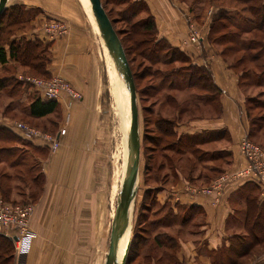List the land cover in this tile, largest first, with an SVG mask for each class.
<instances>
[{
	"label": "rangeland",
	"instance_id": "rangeland-1",
	"mask_svg": "<svg viewBox=\"0 0 264 264\" xmlns=\"http://www.w3.org/2000/svg\"><path fill=\"white\" fill-rule=\"evenodd\" d=\"M15 1L18 2V0L7 1L8 10L3 21L5 28L0 32V42L5 41L9 44L8 42L14 39L17 36L16 32L21 29L40 28L45 32L47 29L45 23L53 22V31L49 33L46 30L47 35L57 39L70 34L72 39L79 41L78 44L85 46V43L88 46L90 51L87 52V55H90L94 60L93 73L96 76L93 80L97 81L96 89H98L96 112L85 108L94 102L92 99L87 105L79 107L78 115L73 117V105L75 103L82 105L85 97L83 90L76 87L72 80L64 75L51 73L49 70L47 73L44 68L27 65L26 62L14 58H11L6 64L0 65V84L3 83L0 86V118L6 120L8 124L24 123L49 134H56L63 127L68 129L72 122L75 129L73 138L69 139V144L62 143V146H59L61 148L56 152L45 145H40L41 148L35 150L28 143L37 144L21 137L22 142L16 144L18 146H15V149L21 150V160L27 162V166H11V162L0 163V183L7 190L5 191L7 199L3 196L0 197L16 204L31 203L35 211L39 206H44L39 221L37 220L39 228L42 229V236L40 231L37 232V236L26 241L25 248L21 249L19 253H22V259L25 258V253H49L51 257L54 253L55 256L62 257L60 264H105L110 244L112 219L117 207L128 158V149L125 145L127 100L124 101L122 98L123 102L120 103L115 90L118 85L125 91L128 89L130 101L129 85L123 73L115 65L99 28L97 29L95 26L96 19L93 11L91 14L83 0H34L37 5L31 8H26L23 5L19 8L18 3L13 4ZM181 1L186 2L187 10L188 6L190 7L189 17L186 16V21L189 20L188 27L190 28V24L193 22L197 32L202 35L204 23L196 21L195 10L209 11L213 8L215 11L219 6L215 3L206 4L203 0ZM102 2L115 29L127 46V57L136 84L139 108L141 164L137 179L138 192L132 208L131 229L129 228V236L126 241V248L129 246L126 261L128 264H149L146 255L165 253L169 258V264H171L170 254L172 256L178 246L175 248L170 240L176 233L185 234L186 231L196 230L197 225L193 223L196 220L182 225L184 228L179 226L180 222L176 218H180L182 212L179 210L176 215L172 214L169 205L162 204L157 199L156 191L162 186L172 185L176 181L177 171L175 168L181 169L186 177L193 178L209 173L206 168L209 166L207 164L209 161H198L196 156L189 151L181 156L165 146L166 143L169 144L168 141L159 143L160 148L157 149L155 148L156 143L150 137L160 133L159 117L180 118L185 126H188L196 118L195 114L198 112L194 109L191 110V106H187L185 109L188 111L185 110L178 115L179 110L171 107L170 104H174L171 91L165 87H157L162 79L161 76L167 69L182 63L153 64L148 59L135 54L136 44L130 40L132 26L138 19L147 17L148 11H141L135 18H131L132 10L136 9L133 0H102ZM217 3L220 4V2ZM147 7L152 14L148 4ZM61 9H68L73 15L79 12V20L82 19L83 23L86 22L84 29L87 35L83 31H70L68 20L77 19L60 15ZM48 11L52 14L49 15ZM235 14L230 13L229 16L237 19ZM35 16L40 19L37 21L38 25L37 22L30 23L28 20ZM60 25L65 28L63 33L57 31V27ZM23 37L26 36L22 35L21 38ZM42 41L50 42L45 40V37ZM49 50V54L44 52L43 55L46 58L47 69L54 62L51 43ZM230 56L232 57V55ZM87 59L88 57L82 51L77 53V56L76 53L74 54L73 62L84 64ZM37 62L33 61V63ZM26 76H35L46 80L54 76L63 77L80 93L81 98L73 100L65 96L59 102L54 113L42 118L32 117L28 114V105L31 97L35 94L32 93L33 91L30 93L31 86L23 78H20ZM250 77L252 79V76ZM79 78L83 81V76L79 75ZM239 85L245 94L244 111L251 127V116L248 113L253 116L264 113V108L261 106L263 104L261 102H264V87L260 88L255 84L242 87L240 82ZM169 94L170 97H167ZM174 94L180 105H184L189 103L192 91L183 90L174 92ZM214 105L216 106L213 110L215 116L217 114L215 110L219 112L221 106L216 102ZM206 113L210 112L204 106L202 115L204 116ZM129 118L130 132L131 110ZM14 134L15 137L20 138L16 132ZM64 135L67 137V133ZM247 135L252 144L264 151L262 132L260 134L258 131L253 136L247 132ZM0 145L12 147L14 143L8 142ZM216 147L215 144H206L202 151L205 149L215 151ZM225 161L223 158L217 164H222ZM33 163L36 165L35 170L31 169ZM147 163H149V170H147ZM28 167H30V172H28ZM40 171L42 175L36 182L33 180L34 176ZM224 172L215 171L214 179L223 175ZM146 185L152 187L146 202L150 203L154 212L149 214L143 212L145 215L141 217L139 214L142 211L141 203ZM237 207L242 206L237 204ZM243 216L245 217V215L239 216L238 222L240 219L243 220ZM52 218L53 221H49ZM151 222L152 225H150ZM168 224L171 226H165ZM249 228L254 236L243 228L236 230L237 236L244 240V244L241 245L244 252L226 253L227 255L224 253L220 264H264V213L262 218L251 220ZM139 233L143 235L141 236L144 237L143 239L140 238ZM157 236L166 244L156 241L155 237ZM140 239L142 242H139ZM15 253L16 260L14 259L13 264H22L18 258L20 254L17 255V250Z\"/></svg>",
	"mask_w": 264,
	"mask_h": 264
},
{
	"label": "crops",
	"instance_id": "crops-1",
	"mask_svg": "<svg viewBox=\"0 0 264 264\" xmlns=\"http://www.w3.org/2000/svg\"><path fill=\"white\" fill-rule=\"evenodd\" d=\"M143 1L148 4L156 20L159 37L167 39L172 45L183 50L194 64L208 66L212 71L214 82L222 89L218 97L221 108L219 112L215 110L217 113L215 116L213 115L214 107L209 104L205 108L208 111L210 110V113H206L204 116H196L188 126H185L183 122L177 126L178 134L185 137L188 134V136L202 133L207 135L206 141L196 144L197 147H200L199 149H202L203 146L205 147L206 144H215L217 146L215 151L205 149L206 156L199 160L203 162L205 160L209 161L207 163L209 166L206 167L209 173L189 178L186 177L181 169L177 168V174L175 175L176 181L172 185L162 186L156 191L157 199L162 204H168L173 214L176 215L179 213L182 207L187 206L189 208L191 218L183 221L176 218L180 222L179 226L187 225L196 220L193 222L197 225L196 230L186 231L185 234L176 233L173 236L178 243V249L175 254L176 264H214L213 258L216 253H220L222 250L228 248L234 239V235H238L236 230L240 228L245 229L246 194L255 187L259 196V205L264 204V185L252 181L236 182L230 186V189L221 194L198 191L199 188L208 186L214 180L213 176L216 174L215 171H218V173L223 171L233 172L246 164V160L239 149V142L249 132L250 122L244 111L245 103L243 100L245 94L239 85L241 73L232 68L224 59L220 52L222 45L214 44L209 40L213 8L209 11L202 9L195 10L196 21L199 20L204 23L202 26L204 32H202V35L200 34L202 36L200 43H193L189 40V27L187 24L189 20L187 19L188 21H186V16L187 18L189 17L190 7L188 6L187 10L186 2L181 0ZM16 3L26 8L37 5L34 0H18V2L15 1L13 4ZM48 14L50 15L52 13L48 11ZM59 14L67 18L77 19L72 21L68 20V25L70 23V31H83L86 34L84 29L86 22L84 21L83 23L82 19L79 20V12L73 15L68 9H61ZM236 18L238 23H242L244 26L248 24L244 21L245 17L241 13ZM38 20L40 21L38 16H35L30 18L29 22L36 23ZM43 31L40 28L21 29L16 32V37L25 35L27 38L38 37L43 40V37H45V40H49L53 51L54 62L48 70L51 73L55 72L66 76L73 81L76 87L83 90L84 93V103L82 105L76 103L73 105V117L78 115L79 107L87 105L89 100L92 99L94 102L85 108L95 113L98 89H96L97 81L95 80L94 82L93 80L94 76H96L93 73L94 60H92L90 55H87V52L90 51L88 46L85 43V46L78 44L77 42L79 41L72 39L70 34L62 38L53 39L47 35L46 29L45 32ZM82 51L88 57L87 62L84 64L73 62L74 54L76 53L77 56V53ZM0 65L2 64L0 63ZM79 75L83 76L84 82L80 80ZM210 108H212V111ZM6 122V120L0 118V124H4L13 129L10 126L11 124ZM74 130L72 122L66 130L67 137L66 135L62 136L60 146H62V143L69 144V139H72L74 136ZM15 132L20 135L17 131ZM20 137L22 136L20 135ZM16 144L14 142L12 146H18ZM223 158L226 161L222 164H217ZM3 162L5 161H0V163ZM150 188L152 187L146 185L144 192ZM237 204H240L242 207H237ZM43 207L39 206L36 209L32 219L33 228L38 233L40 231L41 236L42 229L39 228L37 220L39 221ZM242 215H245V217L243 216V220L241 221L240 219V222H238L239 216ZM49 221H53V218ZM235 222L237 223L235 224ZM165 226L168 227L171 224ZM21 254L18 258L22 264H60L62 261V257H57L54 253L52 257L49 253H25L24 259H22ZM146 259H148L149 264H169V258H167L165 253H162V255L161 253H157L151 256V258L146 257Z\"/></svg>",
	"mask_w": 264,
	"mask_h": 264
},
{
	"label": "trees",
	"instance_id": "trees-1",
	"mask_svg": "<svg viewBox=\"0 0 264 264\" xmlns=\"http://www.w3.org/2000/svg\"><path fill=\"white\" fill-rule=\"evenodd\" d=\"M133 1L136 9L132 10L131 18H135V16L141 11H148L147 17L138 19L132 26L133 30L131 33L132 36L130 35V40H133L134 44H136L134 47L136 50L135 54L148 59V61L153 64L171 65L172 63L177 62L180 64L182 63L179 66L177 65L167 69L163 73V76H161L162 79L157 85L158 88L165 87L171 91L170 94L174 99V104L170 103L172 105L171 107L179 110V115L180 112H184L186 110L185 107L191 106V110L194 109L196 112H198V114H195L196 116H202V110L204 106L210 104L212 107H216L214 102H216L217 105H220L218 97L222 89L214 82L211 69L206 65L194 64L190 57L183 50L172 45L167 39L159 37L156 20L149 12L146 2L143 0ZM203 1L206 4L215 3L219 6V8L212 13L209 29V40L214 44L222 45L220 52L224 59L230 64L232 68L240 70V83L242 87L250 84H255L260 88L264 87V0ZM217 2H220V4ZM18 7L20 8L21 5ZM7 10L8 7H6L0 18V32H2L5 28L3 26V21L6 17ZM230 13H236V17L239 13H241L245 17L244 21L248 24L244 26L242 23H238L236 19H233L229 16ZM121 40L127 53V46H125L124 40L122 38ZM8 43L9 44H7L5 41L0 42V63L2 65L6 64L9 59L14 58L23 61L24 63L26 62L27 65H37L42 69L44 68L47 73L49 72L46 68V58L43 55L44 52L49 54L50 42H43L38 37H15ZM230 55H232V57ZM49 57L50 56L48 55V58ZM33 61L38 62L33 63ZM250 76H252V79ZM250 79L252 82H250ZM1 85H3V83L0 84V86ZM183 90L192 91V95L191 99H189L190 101H188L189 103L180 105V102H178L174 92H181ZM27 93L29 92L27 91ZM32 93L35 95L31 97V101L28 105V114L30 116L42 118L54 113L57 110L59 102L43 99L36 92ZM170 94L167 97H170ZM253 101L256 102L255 100ZM261 103H263L261 106L264 108V102ZM248 114L251 116V127L248 134L253 136L259 131L260 134L262 132L261 137L264 138V113L258 114V116H253L251 113ZM158 123L160 133L150 137L151 140L156 143L155 148L159 149V143L168 141L169 144L166 143L165 146H168V149L174 150V152L181 156L185 155L188 151L196 156L198 161L206 156L205 152L202 151V149H199L200 147H197L196 144L206 141L207 135L203 133L187 137L179 135L177 126L182 123L180 118L172 119L159 117ZM13 132L14 131L10 127L0 124V144L8 142H16L17 144L21 143V137H15V132ZM28 144H30L29 146L35 150L41 148V144L38 146V143H35L37 145H33L32 143ZM20 151L21 150L19 149H15V146L10 147L7 145H0V161L11 162V166H27V162L21 160L20 156L22 154ZM34 159L36 160V158ZM148 166L149 163H147V170H149ZM32 168H34V170L36 169V165L34 163L31 165V169ZM175 170H177V168H175ZM28 172H30V167H28ZM40 175H42L41 171L36 176H34L33 180L37 182V179L40 177ZM150 190L151 189H147L144 193L142 199L143 201L141 203L142 211L139 214L141 217L144 216L145 213L149 214L150 212H154V209L152 206H150V203L146 202L148 196H150ZM5 191L7 190L4 189L3 184L0 183V196H3L5 199H7ZM154 197L156 198V196ZM258 197V192L255 187L246 194L247 207L245 229L252 236L254 235L252 230L249 228L250 221L255 220V218H262V214L264 213V204L261 206L259 205L260 203ZM181 212L180 218H178L181 221L189 220L191 218V213L187 206L182 207ZM150 225H152V222ZM139 236L142 239L144 238L141 237L143 236L142 234ZM155 240L164 243V241H161L158 236L155 237ZM140 241L142 242L141 239L139 242ZM170 241H172V244H174L175 248H177L178 243L176 238L172 237ZM242 244H244V240L240 239V237L237 235H234L231 245L228 248L222 250L220 253H216L213 258L214 264L222 263V257L224 253L227 255L226 253L244 252L241 249ZM15 251L16 245L14 240L9 236L0 233V264H13L16 260ZM175 254L176 252L172 253V256L170 254V258L172 260L171 264H176ZM149 256L152 255L148 254L145 257Z\"/></svg>",
	"mask_w": 264,
	"mask_h": 264
},
{
	"label": "built area",
	"instance_id": "built-area-1",
	"mask_svg": "<svg viewBox=\"0 0 264 264\" xmlns=\"http://www.w3.org/2000/svg\"><path fill=\"white\" fill-rule=\"evenodd\" d=\"M53 22H46L45 28L50 33L53 31ZM191 22L189 28V40L193 43H200L202 36L197 32ZM58 33H63L65 28L60 25L57 27ZM55 32V31H54ZM23 78L31 88L41 98L61 102L67 96L69 99L77 100L81 98L80 93L63 77L54 76L49 80L26 76ZM23 138L35 143L48 146L52 151H56L61 145V138L66 133L63 127L56 134L42 132L24 123L10 125ZM239 149L246 160V164L237 168L233 172H224L223 175L215 178L206 186L198 189L200 192L221 194L230 189L236 182L252 181L264 185V151L251 143L247 133L239 142ZM195 191V188H194ZM35 212L34 206L30 204H16L8 202L0 197V233L12 238L16 245L17 255L21 249L25 248L26 241L32 240L37 236V231L33 228L32 218Z\"/></svg>",
	"mask_w": 264,
	"mask_h": 264
},
{
	"label": "water",
	"instance_id": "water-1",
	"mask_svg": "<svg viewBox=\"0 0 264 264\" xmlns=\"http://www.w3.org/2000/svg\"><path fill=\"white\" fill-rule=\"evenodd\" d=\"M7 1L0 0V18L7 7ZM90 3L108 51L117 68L123 73L130 91L131 124L128 138L127 166L118 195L117 207L112 219L110 244L105 261V264H126L129 246L121 259H119L118 251L119 238L131 225L132 208L138 192L137 179L141 164V135L137 90L126 50L102 0H90Z\"/></svg>",
	"mask_w": 264,
	"mask_h": 264
},
{
	"label": "bare ground",
	"instance_id": "bare-ground-1",
	"mask_svg": "<svg viewBox=\"0 0 264 264\" xmlns=\"http://www.w3.org/2000/svg\"><path fill=\"white\" fill-rule=\"evenodd\" d=\"M83 2L87 5V8L90 10V12L92 11L91 10V3H90V0H83ZM85 5V6H86ZM91 14H92V12H91ZM185 15V14H184ZM95 20V19H94ZM95 26L97 27V29L99 28L98 27V24H97V22H96V20H95ZM126 89V88H125ZM125 90H123L122 88H120V85H118L117 87H116V90H115V92L117 93V95L119 96L118 97V101L120 102V103H122L123 102V100L125 101V99L127 100L126 101V125H127V127H126V149H128V138H129V134H130V132H129V128H128V126H129V117H130V101H129V92H128V89H126V91L124 92ZM122 98H123V100H122ZM127 166V165H126ZM126 170V169H125ZM261 186V185H260ZM112 226V225H111ZM129 228L131 229V225L128 227V229L125 231V233H123L124 234V236H123V234L120 236V238H119V251H118V256H119V259H121L122 257H123V255L126 253V245H127V243H126V241H127V238H128V232H129ZM122 236H123V238H122ZM121 238H122V240H121ZM121 240V241H120Z\"/></svg>",
	"mask_w": 264,
	"mask_h": 264
}]
</instances>
